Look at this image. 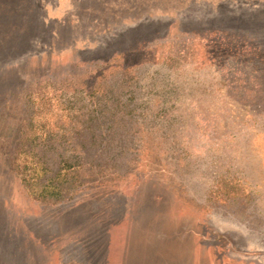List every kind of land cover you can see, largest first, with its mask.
Masks as SVG:
<instances>
[{"label": "rangeland", "instance_id": "1", "mask_svg": "<svg viewBox=\"0 0 264 264\" xmlns=\"http://www.w3.org/2000/svg\"><path fill=\"white\" fill-rule=\"evenodd\" d=\"M0 264H264V0H0Z\"/></svg>", "mask_w": 264, "mask_h": 264}, {"label": "trees", "instance_id": "2", "mask_svg": "<svg viewBox=\"0 0 264 264\" xmlns=\"http://www.w3.org/2000/svg\"><path fill=\"white\" fill-rule=\"evenodd\" d=\"M25 39V38H24Z\"/></svg>", "mask_w": 264, "mask_h": 264}]
</instances>
